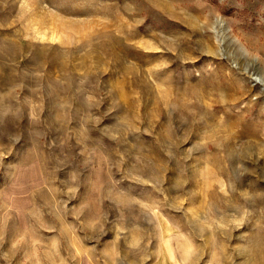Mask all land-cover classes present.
I'll return each instance as SVG.
<instances>
[{"label": "rangeland", "instance_id": "obj_1", "mask_svg": "<svg viewBox=\"0 0 264 264\" xmlns=\"http://www.w3.org/2000/svg\"><path fill=\"white\" fill-rule=\"evenodd\" d=\"M0 264H264V0H0Z\"/></svg>", "mask_w": 264, "mask_h": 264}]
</instances>
